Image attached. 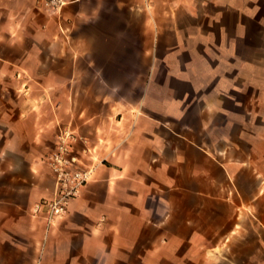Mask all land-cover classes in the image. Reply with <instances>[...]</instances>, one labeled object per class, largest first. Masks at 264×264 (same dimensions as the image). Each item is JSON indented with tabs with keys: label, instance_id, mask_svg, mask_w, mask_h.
Here are the masks:
<instances>
[{
	"label": "crops",
	"instance_id": "obj_1",
	"mask_svg": "<svg viewBox=\"0 0 264 264\" xmlns=\"http://www.w3.org/2000/svg\"><path fill=\"white\" fill-rule=\"evenodd\" d=\"M0 264H264V0H0Z\"/></svg>",
	"mask_w": 264,
	"mask_h": 264
},
{
	"label": "built area",
	"instance_id": "obj_2",
	"mask_svg": "<svg viewBox=\"0 0 264 264\" xmlns=\"http://www.w3.org/2000/svg\"><path fill=\"white\" fill-rule=\"evenodd\" d=\"M66 4L67 0H45V6L56 12H60ZM79 141L81 139L72 132H62L57 136L56 147L46 156L58 192L55 198L37 205L36 210L43 207L49 222L66 213L69 203L80 195L88 182L89 171L80 168L81 161L74 150Z\"/></svg>",
	"mask_w": 264,
	"mask_h": 264
}]
</instances>
